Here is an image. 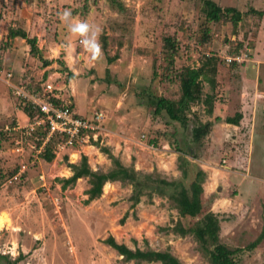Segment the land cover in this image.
Listing matches in <instances>:
<instances>
[{
  "label": "rangeland",
  "instance_id": "rangeland-1",
  "mask_svg": "<svg viewBox=\"0 0 264 264\" xmlns=\"http://www.w3.org/2000/svg\"><path fill=\"white\" fill-rule=\"evenodd\" d=\"M203 1L0 0V128L22 117L17 114L22 104L8 83L34 86L49 80L61 89L65 101L76 103L73 112L88 118L95 111L104 114L97 142L82 146L94 150L78 146L55 150L56 166L34 160L29 151L15 154L9 140L2 141L0 264H160L124 262L103 243L108 236L131 250L168 251L181 264H209L193 237L180 238L172 232L180 219L167 198L142 197L133 206L130 185L107 182L102 195L86 205V178L63 188L68 177L64 168L78 164L83 155L94 172L112 168L100 148L115 150L112 155L138 173L180 179L177 147L186 152L190 148L195 158L187 159L194 170L198 167L205 173L201 214L210 211L218 216L220 242L237 250V264H264V239L253 250L247 248L264 228V0H211L242 13L235 29L228 23L207 22ZM65 9L75 19L103 29L102 61H93L80 38L70 34L60 19ZM206 27L209 40L204 43ZM9 28L35 37L40 57L50 65L44 69L25 40L8 39ZM166 38L175 41V55L165 46ZM239 40L242 46L236 55L247 58L227 65L225 57L235 56ZM207 56L218 59L214 89L203 82V93L215 96L213 113L207 115L201 104L192 105L187 129L168 122L164 114L155 116L151 98L178 100L184 69L198 68ZM66 68L75 79L67 78ZM253 68L261 73L257 80ZM71 80L78 87L75 94ZM236 113L237 125L224 122ZM198 122H211L210 132L200 143L185 147ZM18 173L20 178L8 183ZM193 175L190 170L189 177ZM194 220L181 221L188 226Z\"/></svg>",
  "mask_w": 264,
  "mask_h": 264
},
{
  "label": "trees",
  "instance_id": "trees-1",
  "mask_svg": "<svg viewBox=\"0 0 264 264\" xmlns=\"http://www.w3.org/2000/svg\"><path fill=\"white\" fill-rule=\"evenodd\" d=\"M182 1V0H181ZM202 12L207 22L213 23H228L233 29L237 28L241 19L242 13H240L234 7L221 8L215 2L211 0L203 1ZM251 12L254 13L253 10ZM259 16H262L261 12H256ZM202 41L208 42L209 30L204 28L202 30ZM8 39L21 38L26 41L30 47V54L34 58L40 57V51L37 47V39L35 37L28 38L27 33L20 28H9L7 31ZM242 41L239 40L237 47L233 51L236 55L239 48L242 46ZM106 43L103 42V47ZM165 46L171 50V55L177 53L176 44L174 40L170 38L165 39ZM116 57L109 58L108 62L111 63ZM171 58V57H170ZM44 67L50 65L51 62L39 58ZM169 64L172 63V59L169 60ZM218 62L217 57L207 56L204 57L198 68H185V72L182 75L181 95L178 100H170L164 97L151 98V104L153 106V114L160 116L164 114L168 122L178 123L182 129H187L189 126L188 113L191 106L194 104H201L204 107L205 113L211 115L215 104L214 94L208 95L203 93V82L208 83L211 91L215 87V76L217 73L216 64ZM227 63V62H226ZM230 66H236V63H227ZM168 71V69H165ZM67 78L74 79L75 76L67 68L64 70ZM46 77V76H44ZM29 91L39 92L38 85H27ZM56 104H59V100H55ZM21 111L27 116L32 117L33 112L27 105H21ZM216 120H220L216 118ZM240 120V115L236 113L233 117H227L225 123L229 125H237ZM212 126L211 122L201 123L193 125L190 129L189 138L184 141L183 145L198 144L200 143L210 132ZM3 138V139H2ZM3 140L8 138L0 133V146ZM52 144L48 145L44 153L40 158L45 162H52L54 155L52 153ZM178 151V168L181 173V178L176 180H166L156 175L142 174L135 171L133 168L124 166L121 161L113 156L106 148H100V151L108 156L111 161L112 168L107 172H94L88 165L86 156H81L78 164H71L69 166L72 175L63 180V188L74 185L79 179H87L89 188L84 192L87 199L84 201L86 205L92 201L98 199L102 195V188L107 182H121L131 186L132 194L130 201L135 206L140 203L142 197H147L150 201L154 195L159 197H165L172 202L174 209L177 211L179 219L171 228L172 232L184 238L191 236L199 245L200 251L205 255L209 264H237L234 255L237 250H230L227 246L220 242V220L218 216L212 212L201 214V191L202 183L205 179V173L198 167H195L187 157L194 159L195 155L191 154L190 148L188 152L177 147ZM193 170L194 175L189 177V171ZM1 177V176H0ZM126 215L124 216V218ZM123 218V219H124ZM195 219L192 224L185 226L181 220L183 219ZM264 239V228L257 239L252 242L247 248L253 250ZM103 243L115 250L117 254L122 258L124 262H146V263H160V264H181L177 258L171 255L168 251H143L139 248L131 250L125 244H118L112 236H108ZM4 258V257H3Z\"/></svg>",
  "mask_w": 264,
  "mask_h": 264
},
{
  "label": "built area",
  "instance_id": "built-area-1",
  "mask_svg": "<svg viewBox=\"0 0 264 264\" xmlns=\"http://www.w3.org/2000/svg\"><path fill=\"white\" fill-rule=\"evenodd\" d=\"M242 55V56H241ZM226 56L227 63H243L246 54ZM7 78L12 75L8 73ZM46 80L39 85L40 91H29L24 84L13 85L8 83L12 94L20 101V104H27L32 112V117H27L25 124L17 120L5 124L0 128L12 144V152L24 155L26 151L32 153L30 157L34 160L40 158L48 145L52 144V153L55 150L63 151L67 148H82L85 144H95L98 131L104 120L102 112H94L90 118L82 117L73 112L72 104L65 101L61 95V89ZM55 100L60 103L56 104ZM58 154V153H56ZM20 176L14 175L8 180L11 183ZM44 182V177L39 176ZM45 184L43 183L44 186Z\"/></svg>",
  "mask_w": 264,
  "mask_h": 264
},
{
  "label": "clouds",
  "instance_id": "clouds-1",
  "mask_svg": "<svg viewBox=\"0 0 264 264\" xmlns=\"http://www.w3.org/2000/svg\"><path fill=\"white\" fill-rule=\"evenodd\" d=\"M60 19L66 24L70 34L80 38L83 49L90 54L93 61L103 60L104 51L100 39L103 29L99 25L91 24L87 20L75 19L70 9L60 13Z\"/></svg>",
  "mask_w": 264,
  "mask_h": 264
},
{
  "label": "crops",
  "instance_id": "crops-1",
  "mask_svg": "<svg viewBox=\"0 0 264 264\" xmlns=\"http://www.w3.org/2000/svg\"><path fill=\"white\" fill-rule=\"evenodd\" d=\"M15 39H21V38H15ZM14 40V39H13ZM22 41H23V39H21ZM260 46V45H259ZM257 48H259V47H257ZM259 51H261V49H259ZM255 52V51H254ZM49 66V65H48ZM47 66V67H48ZM47 67H44V69L45 68H47ZM253 69H255V68H253ZM44 71V70H43ZM44 74V76H46V74H45V72H43ZM261 74V73H260ZM259 71H258V69L256 68L255 69V75H257L256 77H255V79L257 80V78H259ZM75 79V78H74ZM71 83L73 82L74 83V81H70ZM76 82V81H75ZM73 85H75L76 87L74 88V94L75 93H77V90H78V87H77V85L74 83ZM73 92V91H72ZM76 95H75V98H74V101H75V99H76ZM90 103L93 105V103H92V101L90 100ZM74 106H76V103L74 102ZM74 106H73V104H72V108H74ZM264 107V106H263ZM95 107H93L92 109H94ZM87 109V108H86ZM264 109V108H263ZM17 114H20V115H22V117H21V119H19V118H16V120L20 123V124H25V120L27 121V116L21 111V110H18L17 111ZM76 114H78V113H76ZM78 115H81V114H78ZM82 117H86V118H88L87 117V115H86V113H83V115H81ZM21 121V122H20ZM103 124H104V122H103ZM108 129V130H107ZM102 130H105L106 132H108L109 133V131L111 132V130H110V127H104V129H102ZM99 134H101V133H99ZM106 135H108V134H106ZM110 138V137H109ZM109 141L110 140H105V144L107 145V146H109ZM83 149H93L94 150V147H82ZM81 148V149H82ZM77 151V153H79V152H81V151H79V150H76ZM114 151L115 150H112V153L111 154H114ZM97 152V151H96ZM99 153V152H98ZM71 154V153H70ZM72 155V154H71ZM71 155H69V158L71 157ZM85 155H87V154H85ZM78 157H77V161H78V159L80 158L79 157V155H77ZM41 160V162H44L45 164H48L49 166H56L57 165V160H54V161H52V162H45V161H43L42 159H39L38 161H40ZM40 164V163H39ZM59 168L61 169L62 168V166H59ZM64 170H65V173H67L68 174V177L67 178H69L71 175H72V172H71V170H70V168H64ZM80 180V179H79ZM108 184V183H107Z\"/></svg>",
  "mask_w": 264,
  "mask_h": 264
}]
</instances>
